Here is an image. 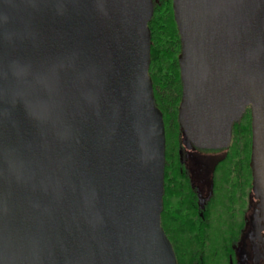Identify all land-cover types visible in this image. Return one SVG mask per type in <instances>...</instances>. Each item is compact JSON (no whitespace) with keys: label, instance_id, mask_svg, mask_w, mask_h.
Segmentation results:
<instances>
[{"label":"water","instance_id":"water-1","mask_svg":"<svg viewBox=\"0 0 264 264\" xmlns=\"http://www.w3.org/2000/svg\"><path fill=\"white\" fill-rule=\"evenodd\" d=\"M172 11L183 135L226 149L250 108L259 234L264 0H172ZM153 13V0H0V264H177L161 225Z\"/></svg>","mask_w":264,"mask_h":264},{"label":"flooded vegetation","instance_id":"flooded-vegetation-1","mask_svg":"<svg viewBox=\"0 0 264 264\" xmlns=\"http://www.w3.org/2000/svg\"><path fill=\"white\" fill-rule=\"evenodd\" d=\"M245 115L251 126L248 107L237 122ZM176 137L177 158L169 179L164 232L177 264H210V242H217L219 264H226L225 258L227 264H264V230L259 236V201L253 193L250 156L247 161L242 150L231 157V141L226 149H204L193 145L181 129ZM226 226L235 231L228 239L231 251L227 254Z\"/></svg>","mask_w":264,"mask_h":264},{"label":"trees","instance_id":"trees-1","mask_svg":"<svg viewBox=\"0 0 264 264\" xmlns=\"http://www.w3.org/2000/svg\"><path fill=\"white\" fill-rule=\"evenodd\" d=\"M157 1V3H154V13L148 23L151 33V63L149 75L152 80L155 104L163 115L165 128V193L163 196L161 225L163 230L167 233L164 219L170 195L169 179L176 165V133L181 129L178 122V107L182 94L178 65L180 39L174 21L172 0ZM245 116L246 117L235 123L232 127V140L229 148V155L231 157H236L240 153L239 151L244 150L245 154L243 153L242 156L246 155L248 161L251 147V126L249 118H247V115ZM225 231L227 254L231 251L230 241L228 239L234 230L226 226ZM260 234L261 232L259 231V235ZM217 248V242H210L207 248V262L210 264H219L218 258H216ZM225 263L227 264L226 258Z\"/></svg>","mask_w":264,"mask_h":264}]
</instances>
